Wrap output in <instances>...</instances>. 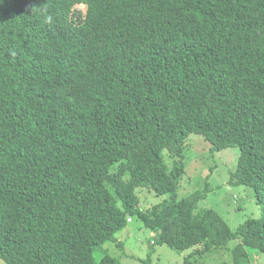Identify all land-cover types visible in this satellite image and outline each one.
I'll return each mask as SVG.
<instances>
[{
  "label": "trees",
  "instance_id": "1",
  "mask_svg": "<svg viewBox=\"0 0 264 264\" xmlns=\"http://www.w3.org/2000/svg\"><path fill=\"white\" fill-rule=\"evenodd\" d=\"M190 134L238 150L228 184L251 187L263 213L237 228L231 264H252L264 0H0L3 264H119L93 253L134 218L183 264L226 244L207 188L177 199ZM138 188L168 198L141 208Z\"/></svg>",
  "mask_w": 264,
  "mask_h": 264
},
{
  "label": "rangeland",
  "instance_id": "2",
  "mask_svg": "<svg viewBox=\"0 0 264 264\" xmlns=\"http://www.w3.org/2000/svg\"><path fill=\"white\" fill-rule=\"evenodd\" d=\"M78 8L84 10L83 6ZM185 144V173L179 181L177 199L181 200L194 191L207 188L203 205L218 213L234 234L226 244L202 257L197 256L192 261L196 264H231V250L240 241L235 235L237 228L249 218H260L263 213L262 203L256 199L251 187L228 184L229 173L236 166V148L230 147L211 153L210 144L197 134H190ZM165 153L167 152L163 155ZM165 159L169 166L167 155ZM136 192L141 208L161 203L168 198V195L156 196L152 191L143 188H138ZM114 238V241H108L95 249L94 260L106 253L119 264H144L146 260L147 264H183L187 255V252L178 253L166 245H153V232L135 218L122 231L116 233ZM249 257L252 264H264L262 254L254 256L250 252ZM0 264H3L1 260Z\"/></svg>",
  "mask_w": 264,
  "mask_h": 264
},
{
  "label": "built area",
  "instance_id": "3",
  "mask_svg": "<svg viewBox=\"0 0 264 264\" xmlns=\"http://www.w3.org/2000/svg\"><path fill=\"white\" fill-rule=\"evenodd\" d=\"M131 222V220L130 219H128V223H130Z\"/></svg>",
  "mask_w": 264,
  "mask_h": 264
}]
</instances>
